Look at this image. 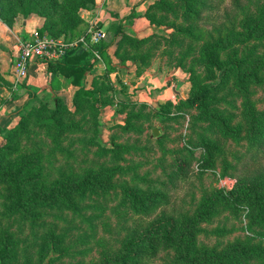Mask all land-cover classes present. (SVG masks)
Here are the masks:
<instances>
[{"label": "rangeland", "instance_id": "obj_1", "mask_svg": "<svg viewBox=\"0 0 264 264\" xmlns=\"http://www.w3.org/2000/svg\"><path fill=\"white\" fill-rule=\"evenodd\" d=\"M16 1L12 0L13 3ZM154 1L88 0L86 6L77 8L80 21L72 31L61 35L44 34L75 42L82 37L90 38L94 29L102 28L107 19L113 21L114 17L120 19L128 15L126 37L120 42L115 41L108 55L103 56L99 52V59L92 51L89 56L94 67L86 74L84 83L87 87L105 92L95 103L98 105L95 121L91 119L87 107L83 106L80 113L74 114L76 119H83L86 131L64 136L62 146L69 150L67 154L52 151L53 142L47 136L48 130L34 125L36 110L29 114V131L15 142L23 150L38 148L49 157L51 163L48 160L42 163L47 182L60 179L59 170L66 175L80 176L100 167H118L119 170L112 181L115 187L109 192L88 194L77 213L63 208H43L42 211L50 216L38 225L25 221L19 215H7L8 203L0 198V238L6 231L15 241L9 264H103L107 253L120 248L134 219L140 215L124 198L122 186L131 185L145 192L161 189L163 184L168 183L169 174L177 172V158L186 160L184 172L188 179L176 181L179 185L171 191L170 211L174 208L177 212L194 213L207 194L223 188L220 181L223 177L232 176L239 180L235 171L239 159L235 156L245 154L247 146L215 132L213 138L221 151L214 155L212 166H203L204 149L197 142L209 123L198 120L199 113L195 108L178 106L179 96L175 89L181 91V96H188L192 87L191 68L201 73L203 81L215 80L207 77L200 53L207 35L221 29L238 28L241 19L246 17L264 15V0H255L245 12L229 20L219 14L200 21L206 30L204 39L175 34L176 27L192 24V20L183 15L177 0H173L172 11L150 9ZM20 2L23 6L16 5L18 12L13 21L23 16H35L43 21L42 12L47 3L25 14L19 9L27 6V0ZM62 8L59 4L58 10ZM109 26L103 28V42L112 39ZM136 39L146 42L138 44ZM251 52L264 59V38H253L229 50L231 56L237 57ZM252 88L254 99L264 109V85ZM77 89L71 91L70 98L67 94L65 97L45 95L37 103L49 99L50 105L54 106L53 100L60 97L72 109ZM219 95L227 101L221 103L220 108L240 120L241 96L232 80ZM19 122L20 118L15 124ZM35 131H39V135ZM114 142L125 146V149L121 153L105 149ZM5 143L6 138L2 134L0 147ZM248 156L244 155L241 162L244 163ZM251 167L252 163L244 173H248ZM219 208L225 209L219 217L199 225L198 246L221 251L241 241L249 246L264 245V227L252 224L247 206L241 205L239 213L230 208ZM159 210L161 208L152 215ZM51 229L55 231L57 240L60 238L59 245L46 239L47 231ZM163 257L171 258L172 254L161 250L158 257L147 259L145 264H162Z\"/></svg>", "mask_w": 264, "mask_h": 264}, {"label": "trees", "instance_id": "obj_2", "mask_svg": "<svg viewBox=\"0 0 264 264\" xmlns=\"http://www.w3.org/2000/svg\"><path fill=\"white\" fill-rule=\"evenodd\" d=\"M47 1L27 0V6L19 9L29 14L40 4H48L42 12L45 23L40 29L41 35H61L72 31L80 21L77 8L86 6L88 0H52L51 3ZM177 1L183 15L190 18L192 24L189 27H176L175 34L204 39L206 30L200 21L219 14L229 20L245 12L255 0ZM59 4L63 6L61 10H58ZM16 5L23 6L20 0L16 3L12 0H0V18L4 22L13 21L18 12ZM152 7L172 11L174 4L173 0H155L150 9ZM127 18L128 15L114 19L109 26L112 39L109 42L101 40L92 48L103 56L108 55L114 42H120L126 37ZM131 38L135 40L134 37ZM253 38H264V15L241 19L238 28L211 32L204 40L200 53L206 66L207 77L215 80L203 81L201 73L191 68L192 87L188 96H181V91L175 89L179 96L177 105L195 108L199 113L198 120L209 123V127L199 135L197 142L204 149L203 166H212L214 155L221 151L220 145L213 138L215 132L223 137L233 138L237 144L247 146L245 154L235 156L239 159L235 169L239 180L235 187L229 190L220 188L207 194L194 213L177 212L174 208L170 211L168 206L171 205V191L179 185L176 181L188 179L184 172L187 162L178 158L177 172L169 174L168 183L163 184L161 189L145 192L131 185L122 186L124 198L140 215L134 219L120 248L107 253L103 264H145L147 259L158 257L161 250L172 254L171 258L163 257L162 264H264V245L249 246L247 242L241 241L218 251L216 248L197 244L199 225L219 217L225 210L220 209V206L239 213L241 205L244 204L249 209L252 224L264 227V109L258 106L252 88L264 85V59L254 52L243 57L231 56L229 53L236 45ZM136 41L138 44L146 42L144 39ZM91 54L92 50L80 43L69 47L60 59L47 61L54 78L62 75L78 86L72 109L60 97H56L53 100L55 105L51 106L49 99L40 104L33 103L36 97L33 96L16 111L20 114L18 124L0 125V132L6 138V143L0 147V198L8 203L7 215H19L25 221L38 225L50 216L42 211L43 208H63L77 213L88 194L106 193L115 187L112 181L118 175V167H100L98 170L88 171L84 176L66 175L59 168H54L59 170L61 178L47 182L43 175L42 163L44 160L51 163L49 157L38 148L23 150L15 143L19 136L29 131V114L36 110L34 125L48 130L47 136L53 142L52 151L67 154L69 150L62 146L64 136L86 131L83 119H76L74 114L80 113L84 106L95 121L98 114V105L95 103L105 92L102 89L96 90V87H87L84 83L86 74L94 67L93 62L89 61ZM231 80L241 96L240 120L220 108V104L227 101L219 92L229 85ZM128 126L130 127V124ZM35 133L39 135V131ZM105 149L121 153L125 146L114 142ZM244 155H249V158L243 163L241 158ZM251 163L253 167L249 168L248 173H244ZM160 208L161 210L152 215ZM46 235V239L52 240L55 245L61 243L60 238L57 240L55 237L53 229L48 230ZM14 247L12 235L5 231L0 238V264L10 263Z\"/></svg>", "mask_w": 264, "mask_h": 264}, {"label": "crops", "instance_id": "obj_3", "mask_svg": "<svg viewBox=\"0 0 264 264\" xmlns=\"http://www.w3.org/2000/svg\"><path fill=\"white\" fill-rule=\"evenodd\" d=\"M111 22V20L107 19L102 28H106ZM44 23V20L42 21L35 16L19 17L11 23H6L0 19L1 126L16 125L15 122L20 118V114L16 113V111L33 96H36L33 103L38 104L37 102L45 95L54 96L56 94L60 97H65L64 95L67 94L70 98L71 91L78 88L65 76L61 75L54 78L49 70L48 62L43 60L32 62L28 77L16 83L12 75V64L19 54L20 43L27 39L35 28L39 27L38 31L40 32ZM10 114H13V116H10ZM1 135L0 132V138Z\"/></svg>", "mask_w": 264, "mask_h": 264}, {"label": "built area", "instance_id": "obj_4", "mask_svg": "<svg viewBox=\"0 0 264 264\" xmlns=\"http://www.w3.org/2000/svg\"><path fill=\"white\" fill-rule=\"evenodd\" d=\"M104 35L103 28L96 27L90 38L82 37L79 41L73 42L41 35L38 30H35L29 38L20 43L19 54L12 64V75L18 83L28 77L32 62L60 59L69 47L80 43L91 49L95 54L94 56L100 59L99 52L92 46L98 43ZM220 181L222 187L229 190L235 187L237 179L232 176H225Z\"/></svg>", "mask_w": 264, "mask_h": 264}, {"label": "water", "instance_id": "obj_5", "mask_svg": "<svg viewBox=\"0 0 264 264\" xmlns=\"http://www.w3.org/2000/svg\"><path fill=\"white\" fill-rule=\"evenodd\" d=\"M155 133L158 134V130L157 129H155Z\"/></svg>", "mask_w": 264, "mask_h": 264}]
</instances>
